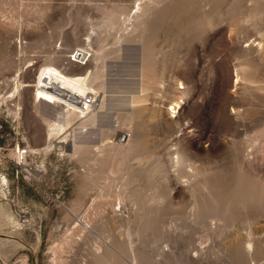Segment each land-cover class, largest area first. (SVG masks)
I'll return each mask as SVG.
<instances>
[{"label":"rangeland","instance_id":"rangeland-1","mask_svg":"<svg viewBox=\"0 0 264 264\" xmlns=\"http://www.w3.org/2000/svg\"><path fill=\"white\" fill-rule=\"evenodd\" d=\"M0 175V264H264V0H0Z\"/></svg>","mask_w":264,"mask_h":264},{"label":"bare ground","instance_id":"bare-ground-1","mask_svg":"<svg viewBox=\"0 0 264 264\" xmlns=\"http://www.w3.org/2000/svg\"><path fill=\"white\" fill-rule=\"evenodd\" d=\"M78 56L74 63H83L86 60L87 54L85 52L79 51ZM84 65V64H83ZM90 79V78H89ZM19 90L17 87L16 91ZM88 79L86 74L79 77H69L62 73L59 69L55 67L45 68L38 76L37 82L35 84V99L43 101L49 104H59L63 106V111L67 114L66 121L68 122L70 118L78 114L82 117H89L90 119H95V114H93L94 109H90L88 106L84 105V99L87 96H92L96 100V106L102 107L104 99L100 98L101 96L96 92H90ZM93 90V89H92ZM105 98V97H104ZM176 107L179 109L180 105L176 104ZM175 108V109H177ZM72 121V120H71ZM70 123V122H69ZM61 126V125H60ZM14 152V151H12ZM17 152V151H16ZM13 154V153H11ZM14 156V155H13ZM18 158V157H17ZM2 176L0 175V194L4 195ZM9 221H7V219ZM12 221V222H10ZM6 225L10 228L18 225L17 219H15L12 214L6 209H4L3 204L0 200V227ZM249 248L252 247V241L249 242ZM168 251V250H166ZM195 257H198L195 254Z\"/></svg>","mask_w":264,"mask_h":264},{"label":"built area","instance_id":"built-area-1","mask_svg":"<svg viewBox=\"0 0 264 264\" xmlns=\"http://www.w3.org/2000/svg\"><path fill=\"white\" fill-rule=\"evenodd\" d=\"M84 105L88 106L90 109H95L96 100L92 96H87L84 99Z\"/></svg>","mask_w":264,"mask_h":264}]
</instances>
